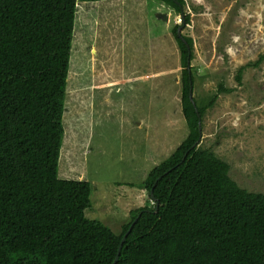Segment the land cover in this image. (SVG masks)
<instances>
[{"label":"trees","instance_id":"16d2710c","mask_svg":"<svg viewBox=\"0 0 264 264\" xmlns=\"http://www.w3.org/2000/svg\"><path fill=\"white\" fill-rule=\"evenodd\" d=\"M100 1L0 0V264H113L137 218L116 264H264V194L241 188L226 161L195 146L199 121L233 90L220 83L195 97L193 40L178 36L180 25L172 32L188 134L139 186L147 205L117 235L86 217L92 183L60 178L78 3ZM160 1L190 23L184 0ZM262 63L264 54L251 65Z\"/></svg>","mask_w":264,"mask_h":264},{"label":"rangeland","instance_id":"374dc122","mask_svg":"<svg viewBox=\"0 0 264 264\" xmlns=\"http://www.w3.org/2000/svg\"><path fill=\"white\" fill-rule=\"evenodd\" d=\"M184 2L189 24L160 0L78 3L59 176L92 183L86 217L117 235L148 203L141 183L188 134L175 25L193 40L195 97L233 90L208 109L202 146L241 188L264 194V63L251 65L264 54V0Z\"/></svg>","mask_w":264,"mask_h":264},{"label":"water","instance_id":"95a60500","mask_svg":"<svg viewBox=\"0 0 264 264\" xmlns=\"http://www.w3.org/2000/svg\"><path fill=\"white\" fill-rule=\"evenodd\" d=\"M157 17H158L159 19H162V20L166 21V22L169 20V16H168L167 14H162V13H161V14H158ZM183 17H184V16H183ZM184 25H185V23H184ZM182 28H183V26H180V27L178 28L177 34H178V36H179L180 38L183 39L182 32H181V31H182ZM183 40H184V39H183ZM187 63H188V70H189V72H190V69H191V60L188 59V62H187ZM189 97H190L191 101H193L194 106L196 107V104H195V102H194V100H193V85H192V83L190 84ZM197 113H198V112H197ZM198 116H200V115L198 114ZM199 130H200V139H199V141L195 144V146L199 145V144L201 143V141H202V122H201V120L199 121ZM151 195H153V190L151 191ZM137 220H138V218H137V219L131 224L129 230L127 231V233H126V234L124 235V237L122 238V241H121V243H120V247H119V249H118V253H117V256H116V259H115V261H114L113 264H116V263L118 262V259H119V256H120V253H121L122 247H123V245H124V243H125V241H126L128 235H129L130 232L132 231L133 226L135 225V223L137 222Z\"/></svg>","mask_w":264,"mask_h":264}]
</instances>
